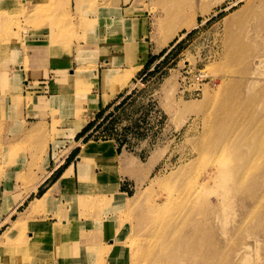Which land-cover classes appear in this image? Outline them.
<instances>
[{
	"label": "rangeland",
	"instance_id": "rangeland-1",
	"mask_svg": "<svg viewBox=\"0 0 264 264\" xmlns=\"http://www.w3.org/2000/svg\"><path fill=\"white\" fill-rule=\"evenodd\" d=\"M82 2L87 5L85 13L75 16L71 0H0V65L11 49L25 46V39L41 33L48 34L55 57L78 60L71 68V73L76 71L73 84L60 95L46 99L50 102L41 104V116L49 107L67 109L52 111L45 129L42 123L36 125L33 137L0 153V177L28 150L37 151L31 158L30 173L42 168L43 163L48 166L44 148L56 146L59 137L70 136L61 131L66 128L65 119L77 118L71 123L74 128L70 133L81 130L75 140L85 143L47 181L52 172L35 179L33 174L20 177L25 187L32 183L22 201L29 192L38 191L15 213L13 220L18 219L14 222L22 215L24 222L14 232H10L12 227L7 229L10 224L1 227L0 235L8 231L1 238L0 264H29L46 243V236L62 228L60 214L55 215L57 223H38L40 218L53 214L52 208L46 207L52 196L35 212L30 211L29 204L58 181L78 154L84 160L102 158L105 173L100 183H111L109 176L117 168L118 156L112 148L105 156L94 155L96 149L111 147L103 141H114L119 155L130 154L148 162L146 170L156 166L144 186L135 188L132 182H124L130 198L122 204L128 210L123 222L129 221L133 227L126 242L133 252L132 264H171L173 257V264H264V132L258 127L260 114L264 117V0H134V4L143 6L144 13L153 15L148 37L161 45L171 40L169 48L134 75L130 72L140 65L118 70L109 58L103 62L99 28L87 22L88 15L99 14V0L78 1L79 10ZM112 23L120 30L113 29ZM106 27L112 28L117 38L124 35L122 31L132 33L137 26L119 20L108 21ZM45 44L39 48L42 52ZM98 69H115L126 83L118 89L108 88L102 74L103 89L101 84L94 86L91 80L96 82L97 77L92 75ZM199 73L209 79L195 95L182 96L184 78ZM196 87L194 83L192 88ZM123 88L118 98L122 99L110 112L93 110L98 97L92 94L101 96L103 90L105 101H109ZM125 98L123 106L115 111ZM13 102L23 114V100ZM111 112L113 119L104 128L82 134L90 123H101L102 115ZM26 131L23 134L29 138ZM250 153L259 158L249 159ZM65 154L57 153L60 158L55 156L52 164L63 161ZM119 164L137 174L144 170L141 164L128 159ZM186 196L208 204L198 205L183 216V211L192 206L187 204L191 198ZM60 206L55 205L58 209ZM203 210L211 211L207 228L198 215ZM180 218L197 224L190 229L195 239L185 245L194 246V250L180 248L181 231L175 228ZM260 230L262 236L257 238Z\"/></svg>",
	"mask_w": 264,
	"mask_h": 264
},
{
	"label": "crops",
	"instance_id": "crops-1",
	"mask_svg": "<svg viewBox=\"0 0 264 264\" xmlns=\"http://www.w3.org/2000/svg\"><path fill=\"white\" fill-rule=\"evenodd\" d=\"M78 1L82 0H71L72 12L75 16L78 13L84 14V10L87 8L86 2H82L79 10ZM98 10L97 16L88 15L87 22L93 23L99 28L98 42L102 47L100 50L104 63L106 58H109L112 60L111 66L118 70H129L133 64L142 65L143 68L150 59L159 57L164 50L169 48L171 40L166 45H161L152 37H148L151 34L149 27L152 25L153 15L148 12L144 13L143 6L134 4V0H99ZM76 20L78 22V19ZM119 20L128 21L137 27L132 33L122 31L124 35L115 38V32L112 30L119 29L118 25L112 23L114 24L112 25L113 29L106 25L108 21L118 22ZM138 27L140 29H137ZM47 36L48 34L44 33L39 36H29L28 40L25 39V46L11 49L10 54L3 58L2 65H0V153H4L6 149L15 146L23 139H30L24 136V130H30L40 123L45 129L49 124V114L52 111L67 109V107L59 106L49 107L46 110L44 108L46 115L41 116V104L46 105L50 102L46 99L60 95L65 87L69 88V85L73 84L72 74L76 71L71 73V68L73 63L78 62L75 57L70 59H64L61 56L55 57L51 44L47 41ZM104 41L105 43L102 44ZM44 44L42 52L39 48ZM26 54L29 59L28 66L25 64ZM105 69L101 71L98 69L92 75V78L97 77L96 82L91 80L94 86L101 84L103 89L102 74ZM67 72L70 73L67 74ZM16 77L18 78L16 79ZM124 88L109 101H105L103 90L101 96L91 93L92 96L98 97L93 110H97V112L101 109L107 110L105 114L110 112L119 103L118 100L122 99V97L118 98ZM19 98L23 100V114L18 111V105L13 102L14 99ZM87 103L89 106L92 105L89 101ZM76 119V117L75 119H65L63 122L66 128L61 131L69 133L68 139L59 137L56 146L52 144L44 148L48 155V166L43 163L42 168H35L33 173H30L31 158L37 151L28 150L25 155L19 156L17 163L3 173V177H0V229L8 227L10 224L11 226L7 228L9 230L13 222L18 219L13 220L15 213L38 191L37 189L36 192H29L30 195L26 194V199L24 198L25 200L22 201L21 197L25 195L26 188H30L32 183L25 187L20 182L21 176L24 175L28 178L33 174L32 177L35 179L52 172L46 179L47 181L56 172L53 171L60 168L74 150L80 148L81 151L82 145L85 143L75 140L81 130L74 135L70 133L71 128H74L71 123ZM103 142L111 143L113 153L118 156L117 168L109 176L111 183L97 182L99 184H96L95 182L96 177L104 176L105 173L102 167L104 164L102 158L92 157L89 160L86 159L87 161L80 162L77 156L75 162L71 163L58 181L47 190L50 192V196L45 204L52 200L46 207L52 208L53 214L38 220V223L44 221L57 223L55 215L60 214L64 221L62 228L58 233L46 236V243L36 251L35 257L29 264H132L133 252L126 242L132 236L133 227L129 221L123 222L124 213L128 210L122 204L130 198L128 192L124 190V182H132L135 188L142 187L148 182L156 166L151 171L146 170L148 162L143 163L130 154L119 155L114 141ZM103 142L94 143L101 145ZM42 152L43 150L39 154L41 155ZM55 152L66 153L63 161H60L59 164L56 161L52 164V160L57 156ZM57 157L60 158V156ZM123 159L141 164L144 168L143 172L137 174L136 171L131 172L130 169L122 167L119 163ZM54 188L56 190L52 192ZM123 195L125 197H122ZM35 200L30 202L29 207ZM88 200L92 203H88ZM56 204L61 205L59 209L55 207ZM21 213L19 214L21 215ZM37 224L35 225L37 226ZM7 231L0 235V247L3 243L1 238ZM49 237H51L50 241ZM1 258L0 255V262Z\"/></svg>",
	"mask_w": 264,
	"mask_h": 264
},
{
	"label": "bare ground",
	"instance_id": "bare-ground-1",
	"mask_svg": "<svg viewBox=\"0 0 264 264\" xmlns=\"http://www.w3.org/2000/svg\"><path fill=\"white\" fill-rule=\"evenodd\" d=\"M54 40L52 38V41H54ZM52 43L54 44L55 42H52ZM141 68H142V65L133 68L132 71L130 72V74L131 75H134V73L136 74V71L140 70ZM72 75H73V78H75L76 73H74ZM103 80L105 81V84L107 85L108 88L112 87V88H115V89L121 88L123 86V84L126 83V82L124 83V82H122L120 80V77H118V73H117V71L115 69H107V70H105L104 73H103ZM258 127H259L260 130H262L264 132V117H263L262 113L260 114V120H259ZM37 129L38 128L35 126L32 129L27 130L26 131V136L29 137V138L33 137L34 133L37 132ZM79 130H80V127H78V131ZM110 149H111V147H109V148L102 147V148L94 150L93 152H94V155H96V156H99V155L100 156L101 155L105 156L107 153H109L111 151ZM85 152H86V150H85ZM78 158H79V160H84V157H83L82 154H79ZM248 158L256 160V159L259 158V156L258 155H254L253 153H250V154H248ZM101 181H102L101 177H99V176L96 177V180H95L96 184H99ZM38 182L39 181H37V183H36V185L34 187V190L38 187L37 186ZM97 182H99V183H97ZM49 196H50V192H47L41 198L36 199V201L31 204V206H30L31 210L30 211L33 210L35 212V211H37L39 209V207H42L43 205H45V203L48 200ZM186 197L187 198H191V199L187 200V204L188 205H192V206L190 208L185 209L183 211V216L188 215L191 211H193L194 209H197L198 205L202 206V205L208 204L207 202H194V201H192V197H190V196H186ZM199 212H200V214H198V215L200 217L201 224L204 226V228L209 227L210 226V222L208 221V219L210 220V218H211V216L209 215V214H211V211L210 210H207V211L203 210L202 213H201V211H199ZM194 214L195 213H193V216H194ZM23 222H24V216L22 215L17 222H13V226H12L10 232H14V230H16V228H18V226L21 225ZM195 226H197V224H194V223L189 224L183 218H180L176 222L175 228L179 229V231H181L180 232V235H181L180 236V243H179L181 250L188 249V248H191L189 250H194V248H193L194 246H192V245L185 246V245L187 243H189L190 241H193L195 239L194 232L192 230H190L191 228H194ZM43 231H46V230L43 229ZM260 231L261 232H259V236H257V238L262 236V232L263 231L262 230H260ZM256 243L259 244L260 243L259 240H257ZM179 244L177 245L178 247H179ZM173 262H174V257H173V260H172L171 264H173Z\"/></svg>",
	"mask_w": 264,
	"mask_h": 264
},
{
	"label": "built area",
	"instance_id": "built-area-1",
	"mask_svg": "<svg viewBox=\"0 0 264 264\" xmlns=\"http://www.w3.org/2000/svg\"><path fill=\"white\" fill-rule=\"evenodd\" d=\"M194 78V80H193ZM193 78L190 77H185L183 82H182V87H181V94L182 96H191L192 94L195 95L200 91L198 87L201 86V84L208 80L209 77L206 76L203 73H199L198 75L194 76ZM194 83L197 84L196 88H192L194 86Z\"/></svg>",
	"mask_w": 264,
	"mask_h": 264
},
{
	"label": "trees",
	"instance_id": "trees-1",
	"mask_svg": "<svg viewBox=\"0 0 264 264\" xmlns=\"http://www.w3.org/2000/svg\"><path fill=\"white\" fill-rule=\"evenodd\" d=\"M154 58L150 59V61H152ZM127 100V98H125L120 105L115 107V111L118 110L121 106H123V104L125 103V101ZM105 114V113H104ZM104 114L102 115L101 119L103 118V121L101 123H90L84 130H83V135H85L86 133H88L89 131L93 130L95 132L101 130L102 128H104L112 119L114 116V112L109 113L106 117H103ZM82 135H79L78 138H81ZM111 137V136H110Z\"/></svg>",
	"mask_w": 264,
	"mask_h": 264
}]
</instances>
